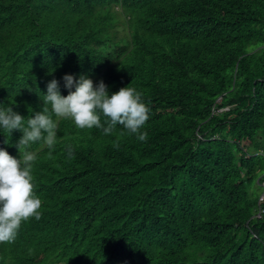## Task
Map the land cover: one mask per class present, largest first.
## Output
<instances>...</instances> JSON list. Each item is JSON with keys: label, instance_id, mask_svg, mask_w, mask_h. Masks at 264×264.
Wrapping results in <instances>:
<instances>
[{"label": "trees", "instance_id": "trees-1", "mask_svg": "<svg viewBox=\"0 0 264 264\" xmlns=\"http://www.w3.org/2000/svg\"><path fill=\"white\" fill-rule=\"evenodd\" d=\"M66 74L140 91L148 138L60 119L0 264H264V0H0V109L26 121Z\"/></svg>", "mask_w": 264, "mask_h": 264}, {"label": "clouds", "instance_id": "clouds-1", "mask_svg": "<svg viewBox=\"0 0 264 264\" xmlns=\"http://www.w3.org/2000/svg\"><path fill=\"white\" fill-rule=\"evenodd\" d=\"M63 80L68 95H61L59 81L52 79L47 84L42 111L35 112L26 121L12 107L0 109V128L9 137L14 130L23 133L16 145L19 158L0 148V243H13L22 222L32 217L41 219L43 202L35 192L33 167L37 154L45 150L44 147L50 149L47 155L53 158L57 132L67 128L63 124L59 127L60 119H71L78 129L101 128L105 135L112 134L119 124L129 134H137L140 141L148 138V133L140 129L150 119V107L136 88L128 85L109 95L103 80L94 84L93 80L83 75L76 80L70 74H66ZM41 140L44 142L41 147L27 150L32 143ZM114 146L118 148L119 144ZM67 152L69 158H74L71 145L67 146ZM74 152H78V145L74 147ZM99 185L103 189L102 184ZM95 235L92 234V237Z\"/></svg>", "mask_w": 264, "mask_h": 264}]
</instances>
